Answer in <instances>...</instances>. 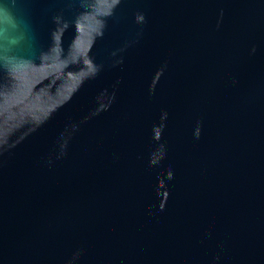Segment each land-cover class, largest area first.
Segmentation results:
<instances>
[{
	"label": "water",
	"instance_id": "95a60500",
	"mask_svg": "<svg viewBox=\"0 0 264 264\" xmlns=\"http://www.w3.org/2000/svg\"><path fill=\"white\" fill-rule=\"evenodd\" d=\"M0 264H264V0H0Z\"/></svg>",
	"mask_w": 264,
	"mask_h": 264
}]
</instances>
